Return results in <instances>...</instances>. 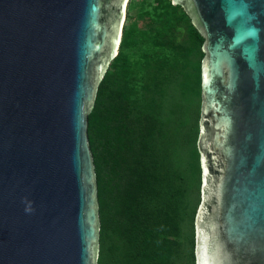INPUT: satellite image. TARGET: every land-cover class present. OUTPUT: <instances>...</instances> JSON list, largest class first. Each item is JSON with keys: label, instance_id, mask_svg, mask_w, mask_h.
Listing matches in <instances>:
<instances>
[{"label": "water", "instance_id": "1", "mask_svg": "<svg viewBox=\"0 0 264 264\" xmlns=\"http://www.w3.org/2000/svg\"><path fill=\"white\" fill-rule=\"evenodd\" d=\"M203 38L195 264H264V0H170ZM128 0H0V264H97L87 136Z\"/></svg>", "mask_w": 264, "mask_h": 264}, {"label": "trees", "instance_id": "2", "mask_svg": "<svg viewBox=\"0 0 264 264\" xmlns=\"http://www.w3.org/2000/svg\"><path fill=\"white\" fill-rule=\"evenodd\" d=\"M202 43L170 0L128 1L117 55L88 115L97 264H195Z\"/></svg>", "mask_w": 264, "mask_h": 264}, {"label": "rangeland", "instance_id": "3", "mask_svg": "<svg viewBox=\"0 0 264 264\" xmlns=\"http://www.w3.org/2000/svg\"><path fill=\"white\" fill-rule=\"evenodd\" d=\"M129 1V0H128ZM128 3V2H127ZM126 17V16H125ZM125 21V20H124ZM147 20L145 19H140L139 21H137V25L140 27V28H143L147 25ZM124 24V23H123ZM123 27V26H122ZM122 35V34H121ZM120 44V42H119ZM119 47V46H118ZM118 52V51H117ZM117 54V53H116Z\"/></svg>", "mask_w": 264, "mask_h": 264}]
</instances>
